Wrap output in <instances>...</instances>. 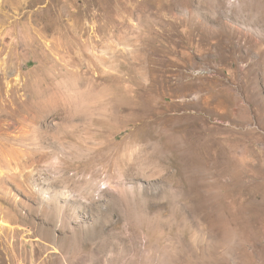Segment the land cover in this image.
I'll return each mask as SVG.
<instances>
[{
  "label": "rangeland",
  "instance_id": "obj_1",
  "mask_svg": "<svg viewBox=\"0 0 264 264\" xmlns=\"http://www.w3.org/2000/svg\"><path fill=\"white\" fill-rule=\"evenodd\" d=\"M0 264H264V0H0Z\"/></svg>",
  "mask_w": 264,
  "mask_h": 264
},
{
  "label": "bare ground",
  "instance_id": "obj_2",
  "mask_svg": "<svg viewBox=\"0 0 264 264\" xmlns=\"http://www.w3.org/2000/svg\"><path fill=\"white\" fill-rule=\"evenodd\" d=\"M104 149V148H103ZM91 152V151H90ZM97 152V151H96ZM95 152V153H96ZM92 155V154H91ZM94 155V154H93ZM99 155V154H98ZM104 158V157H103ZM81 162V161H80ZM77 163V162H76ZM61 165V164H60ZM84 165H86V166H101L100 168L102 169V171H106L107 169H108V166H106L105 165V163H104V159H102V158H99L98 156L97 157H89L88 158V160L87 161H85V163H84ZM58 167V166H57ZM65 167H60V169H58V171L59 172H62L63 170L62 169H64ZM94 168V167H93ZM66 169V168H65ZM80 170V169H79ZM89 170V169H88ZM69 171V170H68ZM86 174V173H85ZM86 176V175H85ZM64 183V182H63ZM82 185V184H81ZM83 187V186H82ZM75 188V187H74ZM79 188V187H78ZM81 188V187H80ZM76 189V188H75ZM41 191V190H40ZM75 192V191H74ZM89 192V191H88ZM84 193V192H83ZM80 194V197H81V202L83 203V201H82V199L84 200V199H86L87 201H89V203H84V206H85V208L86 209H89V208H91V206L92 205H94L95 204V202H97L98 200H100L101 198H103L104 196H106V193L107 192H105V191H99V189L97 188V187H93L91 190H90V192L88 193V196L86 197V194L84 193V194ZM71 194V193H70ZM69 194V195H70ZM59 195V194H58ZM64 195V197L65 196H67V194H66V192H65V194H63ZM68 195V196H69ZM71 196V195H70ZM63 197V198H64ZM72 197V196H71ZM76 196L75 195H73V199L75 198ZM86 197V198H85ZM97 197H99V199H97ZM46 198H50L48 195H47V197ZM59 198V197H58ZM58 198H57V201H59L58 200ZM68 198V197H67ZM70 198V197H69ZM66 199V198H65ZM75 199H77V198H75ZM74 199V200H75ZM68 200V199H67ZM68 201H70V199L68 200ZM79 201V200H78ZM76 203V202H75ZM76 206H79V204L78 205H76ZM83 207V206H82ZM93 207V206H92ZM76 208V207H75ZM68 209V208H67ZM84 209V208H83ZM93 209V208H92ZM80 210V209H79ZM67 211V210H66ZM69 211H71V210H69ZM72 211H74V210H72ZM87 212V211H86ZM72 213V212H71ZM77 213V212H76ZM74 214V213H73ZM72 214V215H73ZM71 215V216H72ZM74 217V216H73ZM77 218V217H76ZM68 220L69 219H67V218H65V216L63 217V220H62V224H65V223H67L68 222ZM46 239V238H45Z\"/></svg>",
  "mask_w": 264,
  "mask_h": 264
}]
</instances>
